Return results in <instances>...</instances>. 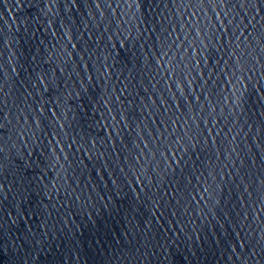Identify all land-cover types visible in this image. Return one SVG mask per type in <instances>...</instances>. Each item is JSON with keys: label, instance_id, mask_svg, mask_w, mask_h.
Wrapping results in <instances>:
<instances>
[{"label": "water", "instance_id": "1", "mask_svg": "<svg viewBox=\"0 0 264 264\" xmlns=\"http://www.w3.org/2000/svg\"><path fill=\"white\" fill-rule=\"evenodd\" d=\"M0 264H264V0H0Z\"/></svg>", "mask_w": 264, "mask_h": 264}]
</instances>
